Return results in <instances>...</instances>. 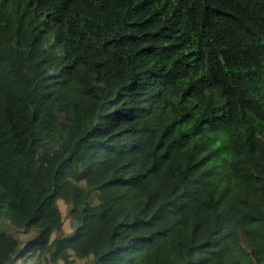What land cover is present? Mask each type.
Segmentation results:
<instances>
[{
    "label": "trees",
    "instance_id": "obj_1",
    "mask_svg": "<svg viewBox=\"0 0 264 264\" xmlns=\"http://www.w3.org/2000/svg\"><path fill=\"white\" fill-rule=\"evenodd\" d=\"M17 258L264 264V0H0Z\"/></svg>",
    "mask_w": 264,
    "mask_h": 264
},
{
    "label": "rangeland",
    "instance_id": "obj_2",
    "mask_svg": "<svg viewBox=\"0 0 264 264\" xmlns=\"http://www.w3.org/2000/svg\"><path fill=\"white\" fill-rule=\"evenodd\" d=\"M56 203H57V206L59 208L60 215H61V220H62L61 229L63 231H67V230H69L72 227L73 221L71 220V218L67 214V206L62 201V199L61 198H57L56 199ZM13 233H14L15 236H17V238L19 240H22V238H25L29 234H31V233L25 234V233H23L21 231H14ZM51 234L52 235L55 234V231H53ZM82 262H83L82 258H75L73 264H82Z\"/></svg>",
    "mask_w": 264,
    "mask_h": 264
},
{
    "label": "crops",
    "instance_id": "obj_3",
    "mask_svg": "<svg viewBox=\"0 0 264 264\" xmlns=\"http://www.w3.org/2000/svg\"><path fill=\"white\" fill-rule=\"evenodd\" d=\"M12 264H33L30 258H17Z\"/></svg>",
    "mask_w": 264,
    "mask_h": 264
},
{
    "label": "clouds",
    "instance_id": "obj_4",
    "mask_svg": "<svg viewBox=\"0 0 264 264\" xmlns=\"http://www.w3.org/2000/svg\"><path fill=\"white\" fill-rule=\"evenodd\" d=\"M59 264H63V262H62V261H60V262H59Z\"/></svg>",
    "mask_w": 264,
    "mask_h": 264
}]
</instances>
